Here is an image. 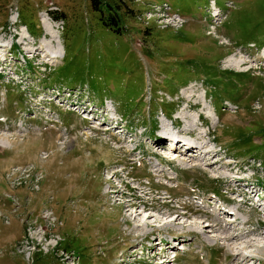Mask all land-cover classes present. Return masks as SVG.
<instances>
[{"label": "rangeland", "instance_id": "rangeland-1", "mask_svg": "<svg viewBox=\"0 0 264 264\" xmlns=\"http://www.w3.org/2000/svg\"><path fill=\"white\" fill-rule=\"evenodd\" d=\"M2 41L0 264H153L172 237L173 264H264V0H0ZM168 117L225 163L154 155ZM236 177L259 199L240 225L217 206L244 200ZM218 223L256 233L226 242Z\"/></svg>", "mask_w": 264, "mask_h": 264}, {"label": "bare ground", "instance_id": "bare-ground-1", "mask_svg": "<svg viewBox=\"0 0 264 264\" xmlns=\"http://www.w3.org/2000/svg\"><path fill=\"white\" fill-rule=\"evenodd\" d=\"M25 38V37H24ZM46 48V53L50 56V59L51 60H57V59H59L60 57H61V53H59L58 51H55L54 52V50H50L49 48H47V47H45ZM44 49V48H43ZM33 52H31V54H32ZM35 54H32L33 56L34 55H36L37 53H36V51L34 52ZM63 56V55H62ZM55 58H57V59H55ZM247 60V59H246ZM251 68V67H250ZM215 114V113H214ZM216 117H218L217 116V114L215 115ZM194 126V125H193ZM190 135H192V136H197L199 133H198V131L197 130H195L194 128H193V130H191V131H189L188 132ZM168 134H169V137L171 138V139H173L174 137H175V134L173 133V132H168ZM202 134V133H201ZM158 135V137L156 136V138L155 139H157V141H159L160 143H162V144H164V141L166 140V137H164V136H162V135H160V134H157ZM170 139V141L171 142H168V143H172V140ZM197 140L199 141V143H201V140H204V138H202V137H197ZM4 143V142H3ZM188 143L186 142V145H187ZM203 146H201V148H199V150H192L191 151V147H193L194 148V143H190L189 145H188V147L190 148V150H188L189 151V153L190 152H192V153H190L191 154V157H189V158H192L193 159V163H194V156H196L197 157V160H195V161H197V162H200V161H202L204 158H207V157H210L209 158V161H211V165L210 166H212V165H217V164H219L220 165V163H225V161H224V158H220L218 161H215V159L217 158V156L220 154V152L218 151V150H216V149H214V146L212 147L211 145H209L210 143H208V142H202L201 143ZM192 148V149H193ZM201 149H204V152L202 153H199L200 152V150ZM176 151H179V152H182L181 150H180V148L179 147H175L174 149H173V151H171V153L170 154H172L173 156L175 155V153H176ZM167 154V153H166ZM185 155H187V154H185ZM169 161H170V158H169ZM173 162H175V160L174 159H172V163ZM192 166H197V165H192ZM160 167H162L161 166V164H160ZM157 168V170H156V174H159V173H163V171H164V169H162V168ZM224 167H226V164H224L223 165V169H225ZM160 169L162 170V172L160 171ZM225 180H227V181H229L230 179H229V177L228 178H226V179H224V181ZM234 181H236V184H238V183H241L240 181H239V178H237L236 177V179H234ZM233 181V182H234ZM230 182V181H229ZM253 195V194H252ZM169 197V196H168ZM170 198L171 197H169L168 198V201L170 200ZM248 203H250V201L248 200V201H246L245 203H244V205H248ZM129 205V204H128ZM244 205H242V206H244ZM129 209H130V211L133 209L132 208V205H131V207H128ZM259 208H257V210H258ZM254 212H257L256 210L254 211ZM231 213V212H230ZM164 214V213H163ZM220 214V213H219ZM166 215H168V212H166V214H164L163 216H166ZM240 215V213H237V214H235L234 215V217L233 216H231L232 218H234V220L235 221H237V222H239L238 221V217H240L239 216ZM132 217H135V218H138V217H140V213H135V212H133L132 213V215H131ZM148 218L151 220V218H152V216H148ZM144 219L143 221H141L142 223H141V226H139V227H142V226H145V227H149V225H150V222L149 223H147V221L149 220V219ZM182 218H184V216H177V217H175L174 218V221L173 222H180L181 220H182ZM219 220H220V218H219ZM218 220V221H219ZM145 222H146V224H145ZM207 222V221H206ZM215 222H217V220L215 221ZM203 223H205V222H203ZM237 225H240L241 224V222L240 223H236ZM207 226V229L208 228H210V230H212V231H210L209 230V232H211V233H214V235H213V237H220V240H225L226 242H228V241H232V240H234L235 238H239V239H242L243 237H246V238H248L250 235H254V233H256L255 231H253V233L252 234H250L249 232H247V231H244V232H239V233H237V234H231L230 233V231H231V229H229V230H223L222 229V225L220 224V223H218L217 225H215V226H211L210 224H208V225H206ZM248 225H246L245 223H243L242 224V227H247ZM224 227V226H223ZM139 230H137V232H138ZM160 231V230H159ZM140 233H142V232H140ZM216 234V235H215ZM180 235V234H179ZM143 236V235H142ZM233 236H237V237H233ZM147 237H148V233L145 235V236H143L142 237V240L143 241H145V240H147ZM181 237H182V235H181ZM246 238H244V239H246ZM239 239H237V240H239ZM152 241H149V244L151 243ZM246 243V242H245ZM157 244V243H156ZM158 246V245H157ZM182 248H184V247H181L180 249H178V250H182ZM263 249V251H264V247H262ZM246 255V254H245ZM152 260H153V258H152ZM151 262V261H150ZM161 263H165V261H162V262H160L159 264H161ZM150 264H152V263H150ZM153 264H155V262L153 263ZM254 264H256V262H254Z\"/></svg>", "mask_w": 264, "mask_h": 264}]
</instances>
